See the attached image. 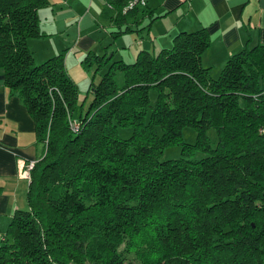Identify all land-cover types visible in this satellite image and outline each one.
<instances>
[{"label":"trees","instance_id":"1","mask_svg":"<svg viewBox=\"0 0 264 264\" xmlns=\"http://www.w3.org/2000/svg\"><path fill=\"white\" fill-rule=\"evenodd\" d=\"M128 1L105 2L117 11L113 37L133 32L125 19L141 6L124 10ZM47 3L0 0L3 84L41 146L0 264H264V45L230 55L216 76L200 62L205 29L139 50L129 64L88 52L92 100L75 119L64 54L34 64L26 46L42 35L37 11ZM118 127L130 135L118 137ZM170 146L180 156L160 161ZM195 150L204 156L191 159Z\"/></svg>","mask_w":264,"mask_h":264},{"label":"crops","instance_id":"2","mask_svg":"<svg viewBox=\"0 0 264 264\" xmlns=\"http://www.w3.org/2000/svg\"><path fill=\"white\" fill-rule=\"evenodd\" d=\"M108 1L114 3L115 0ZM141 1L144 7H136L137 11L129 13L125 19L133 33L139 32L136 35L138 40L132 41L136 45L135 52L150 48V52L156 53L168 48L173 36L179 32L205 29L208 47L202 53L200 62L208 67L212 76H216L230 55L243 48L264 45V0ZM47 2L37 11L42 35L26 40V46L32 54V46H43L46 49L42 53L44 59L62 52L64 69L71 80L69 63L72 66L81 64L88 52L97 55L107 53L114 40L124 37V34L113 37V33L118 31V21L114 19L117 11L106 7V0ZM103 17L108 26L103 24ZM113 25L117 28L111 31ZM128 44L129 38H126L118 48L126 49ZM40 152L33 120L17 96L4 86L3 71L0 69V245L12 214L26 206L28 181L20 178L19 172L29 162L35 163Z\"/></svg>","mask_w":264,"mask_h":264},{"label":"rangeland","instance_id":"3","mask_svg":"<svg viewBox=\"0 0 264 264\" xmlns=\"http://www.w3.org/2000/svg\"><path fill=\"white\" fill-rule=\"evenodd\" d=\"M103 24L105 26H108V21L103 17ZM117 27L113 25L112 30H115ZM133 29H136L135 27ZM146 32V31H145ZM139 32L136 33H129V34H124V37H119L116 40H114V45H112L110 48L107 49V53H106V57H111L110 58V62H113L114 60H122L124 63H131L135 57V54L137 53L134 51V47H136L135 44H133V39L138 40V36H136ZM102 34V33H101ZM146 36V35H145ZM103 37V35L101 36V38ZM126 38H129V44L128 47L126 49H120L118 48L119 45H121L122 40H125ZM145 38V37H144ZM146 40V38H145ZM130 42L132 43L130 45ZM35 44V43H34ZM146 44V42L144 43ZM149 50L146 51H151L150 48H148ZM145 50V49H144ZM32 57H33V61L34 64H39L41 62H43L45 59L43 58L42 53L46 52V49H44L43 46L41 45H34L32 46ZM31 52V50H30ZM32 53V52H31ZM102 52H100L99 54H101ZM155 53V52H154ZM122 57V59L120 58ZM44 59V60H41ZM107 67V66H106ZM106 67L102 68L98 75L102 74L105 72ZM94 67L89 68L87 70L86 68V64H80L77 63L76 65H71L69 63L68 65V73L70 74V76L72 77V80L74 81L76 87H77V104L75 109L72 111V117L73 118H77V116L79 114H84L92 100V94L91 92L88 90V84H89V78L90 75L93 71ZM98 75L95 76L94 78V82L98 81ZM114 79L116 80V82H120V73L118 71L115 72L114 75ZM154 92L150 91L148 94V98H149V102L152 103L154 100ZM149 110V108L147 109ZM148 115H146V119H147ZM131 133V129L130 128H126V127H118L117 128V134L118 137L124 139L127 138ZM181 135H182V141L185 143H193L194 139H195V133L193 131V129H191L190 127H183L181 129ZM206 136L208 137L209 142L211 143V147L214 148L216 143H217V137H216V133L213 129H207L206 130ZM180 156V147L179 146H170V147H166L164 149L161 150L160 154L158 155V159L160 161L163 160H170V159H175L178 158ZM204 156V153L200 150H195L194 153L190 156L191 159L193 160H197L199 158H202ZM26 207V206H25Z\"/></svg>","mask_w":264,"mask_h":264},{"label":"built area","instance_id":"4","mask_svg":"<svg viewBox=\"0 0 264 264\" xmlns=\"http://www.w3.org/2000/svg\"><path fill=\"white\" fill-rule=\"evenodd\" d=\"M143 5L144 4H143V2L141 0H129L127 2V5L125 6L124 10L131 9L134 6H141L142 7ZM33 164H34V162H29L25 166V168L22 171L19 172L20 178H23V179H26V180L28 179L29 171L32 169Z\"/></svg>","mask_w":264,"mask_h":264}]
</instances>
